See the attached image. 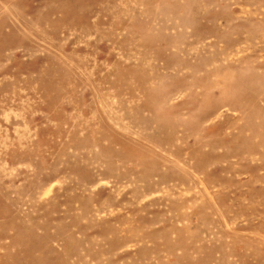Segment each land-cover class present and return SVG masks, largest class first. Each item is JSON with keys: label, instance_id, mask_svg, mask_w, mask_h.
Returning <instances> with one entry per match:
<instances>
[{"label": "rangeland", "instance_id": "1", "mask_svg": "<svg viewBox=\"0 0 264 264\" xmlns=\"http://www.w3.org/2000/svg\"><path fill=\"white\" fill-rule=\"evenodd\" d=\"M0 264H264V0H0Z\"/></svg>", "mask_w": 264, "mask_h": 264}]
</instances>
